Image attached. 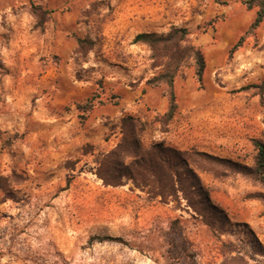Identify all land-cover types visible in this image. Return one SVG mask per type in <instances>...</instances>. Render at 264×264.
<instances>
[{"label": "rangeland", "instance_id": "obj_1", "mask_svg": "<svg viewBox=\"0 0 264 264\" xmlns=\"http://www.w3.org/2000/svg\"><path fill=\"white\" fill-rule=\"evenodd\" d=\"M243 0H0V264H264V189L210 160L192 166L222 221L181 193L105 185L122 119L164 142L253 166L264 140V19ZM185 27L205 59L169 87L142 32ZM243 36L242 45L230 49ZM207 168V169H206ZM207 220L210 221L208 224ZM98 237H109L98 241ZM258 242V244H257Z\"/></svg>", "mask_w": 264, "mask_h": 264}, {"label": "trees", "instance_id": "obj_2", "mask_svg": "<svg viewBox=\"0 0 264 264\" xmlns=\"http://www.w3.org/2000/svg\"><path fill=\"white\" fill-rule=\"evenodd\" d=\"M243 3L248 9L257 8L255 19L250 25V30L256 29L264 19V0H243ZM134 42L148 45L154 65L160 67V71L148 83L154 86L165 83L169 87L168 109L164 117L165 122L171 121L177 109L172 87L174 78L188 60H193L195 73L201 80L205 70L203 53L191 42L189 31L185 27L172 26L165 33L142 32L134 37ZM242 42L243 36L230 49V56ZM121 125L122 139L99 160L97 175L105 185L119 186L124 180H131L161 199L181 193L198 215L215 221L225 219L224 214L210 202L207 191L192 168L198 166L205 169L200 162L202 158L213 163L209 169L214 176H224L223 172L217 170L223 166L228 171L239 173L258 183L264 189V140H254L257 149L254 165L246 166L204 152L180 150L164 142L145 145L141 139L144 124L132 116L124 117ZM256 196L264 202V193ZM207 222L210 224L209 220ZM107 239L111 238H97L98 241Z\"/></svg>", "mask_w": 264, "mask_h": 264}]
</instances>
